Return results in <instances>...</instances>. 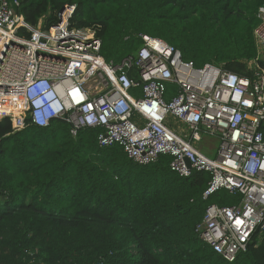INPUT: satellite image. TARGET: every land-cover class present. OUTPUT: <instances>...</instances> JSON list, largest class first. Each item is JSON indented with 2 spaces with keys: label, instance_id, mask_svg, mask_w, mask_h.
<instances>
[{
  "label": "trees",
  "instance_id": "obj_1",
  "mask_svg": "<svg viewBox=\"0 0 264 264\" xmlns=\"http://www.w3.org/2000/svg\"><path fill=\"white\" fill-rule=\"evenodd\" d=\"M12 1V0H10ZM75 5L71 24L98 28L100 55L120 63L159 37L196 67L206 63L253 78L255 28L264 0H19L30 24ZM178 91L167 85V99ZM102 128L76 136L64 118L15 131L0 120V264H264V230L228 261L196 233L211 204L231 206L242 194H203L206 171L181 176L170 155L140 164L123 147L101 146Z\"/></svg>",
  "mask_w": 264,
  "mask_h": 264
},
{
  "label": "built area",
  "instance_id": "obj_2",
  "mask_svg": "<svg viewBox=\"0 0 264 264\" xmlns=\"http://www.w3.org/2000/svg\"><path fill=\"white\" fill-rule=\"evenodd\" d=\"M19 0H0V120L15 131L56 118L102 128L101 146L120 144L135 162L170 155L172 170L206 171V199L220 189L242 197L231 206L211 204L196 233L233 261L264 230V67L253 78L206 63L196 67L166 40L140 34L142 46L120 63L100 55L98 28L71 24L76 6L37 29L19 15ZM255 28L264 56V7ZM178 87L167 99V85ZM182 131V132H180ZM204 135L218 140L215 156L198 147Z\"/></svg>",
  "mask_w": 264,
  "mask_h": 264
},
{
  "label": "rangeland",
  "instance_id": "obj_3",
  "mask_svg": "<svg viewBox=\"0 0 264 264\" xmlns=\"http://www.w3.org/2000/svg\"><path fill=\"white\" fill-rule=\"evenodd\" d=\"M182 132V131H180ZM218 146V140L207 135H204L202 142L198 143V147L201 148L205 153H213L215 156L216 147Z\"/></svg>",
  "mask_w": 264,
  "mask_h": 264
},
{
  "label": "crops",
  "instance_id": "obj_4",
  "mask_svg": "<svg viewBox=\"0 0 264 264\" xmlns=\"http://www.w3.org/2000/svg\"><path fill=\"white\" fill-rule=\"evenodd\" d=\"M46 20V15H43V17L39 19V24L42 25Z\"/></svg>",
  "mask_w": 264,
  "mask_h": 264
},
{
  "label": "bare ground",
  "instance_id": "obj_5",
  "mask_svg": "<svg viewBox=\"0 0 264 264\" xmlns=\"http://www.w3.org/2000/svg\"><path fill=\"white\" fill-rule=\"evenodd\" d=\"M47 21V20H46ZM46 21L41 25V24H38V25H35V27L37 28V29H39V28H41L44 24H46Z\"/></svg>",
  "mask_w": 264,
  "mask_h": 264
},
{
  "label": "water",
  "instance_id": "obj_6",
  "mask_svg": "<svg viewBox=\"0 0 264 264\" xmlns=\"http://www.w3.org/2000/svg\"><path fill=\"white\" fill-rule=\"evenodd\" d=\"M63 8H64V7H63ZM63 8H62V9H63ZM62 9H61V10H62ZM0 153H1V149H0Z\"/></svg>",
  "mask_w": 264,
  "mask_h": 264
}]
</instances>
